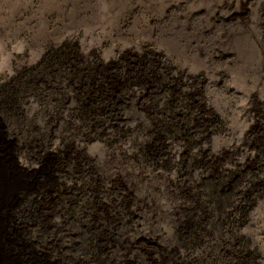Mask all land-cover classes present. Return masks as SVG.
Segmentation results:
<instances>
[{"label":"rangeland","instance_id":"374dc122","mask_svg":"<svg viewBox=\"0 0 264 264\" xmlns=\"http://www.w3.org/2000/svg\"><path fill=\"white\" fill-rule=\"evenodd\" d=\"M75 45L78 65L98 73L80 87L84 93L91 87V100L96 84L113 95L114 105L121 93L145 102L139 115L144 128L131 137L140 143L150 137L146 150L155 165H109L105 140L48 128L54 87L68 85L70 75L59 70L54 81L48 67L42 74L30 68L54 49L73 56ZM118 72L122 80L114 76ZM16 76L12 86L26 112L21 121L2 110L12 93L7 83ZM71 92L73 108L78 100ZM159 127L163 134L155 135ZM166 136L161 151L158 141ZM132 142L120 139L111 149L128 150L122 153L127 160ZM50 147L54 157L46 153ZM91 158L104 175L91 174ZM129 166L141 194L153 197L159 188L161 210L149 209L144 223L128 225L116 247L101 231L102 253L120 264H264V0H0V264H69L59 257L57 240L71 244L81 238L78 224L88 230L108 212L122 215L126 190L116 179ZM81 171L89 173L87 202L95 211L57 230L49 223L58 201L50 183L70 185ZM218 182L232 193L203 195L202 183L207 190ZM195 213L208 230L199 247H185ZM63 218L56 213L54 223L66 226Z\"/></svg>","mask_w":264,"mask_h":264},{"label":"trees","instance_id":"16d2710c","mask_svg":"<svg viewBox=\"0 0 264 264\" xmlns=\"http://www.w3.org/2000/svg\"><path fill=\"white\" fill-rule=\"evenodd\" d=\"M62 49H54L51 50L50 53L48 52L44 58H42L41 62L38 66L30 68V71L34 74H42L47 69L50 70V76L51 78H54V81L56 80V76L60 74V71H63V73H66L67 75H70L69 77H66L64 80L68 84L66 86L57 84L55 85V96L54 101L50 104V111H48L47 115V122L49 129H53L52 131H60L63 132L65 135H69L72 138H77V136H90V137H96L95 140H98V142H101V140H105V152L104 154L107 157V163L110 165V162H118V165H155V161L153 160V157L150 153L146 150V147L150 146V137L147 135H144V140L142 143L137 142L134 136L135 129L137 132H140V129H143V124L145 125V119L141 118L139 115L143 111V107L145 106V102L139 101L137 97H135L134 93L125 94L121 93V98H119V104L114 105L113 103V95H111V98L107 97L106 92L103 90V92H100L98 90V87L96 88V84H92V87H94L96 93H98L94 98L95 100H91V95L89 93L90 88L83 92L85 89H81L80 87H86V83L88 81V77L95 80L98 78L97 72H92V70L87 71L86 69H82V64H79V61L77 58H74V56H79V50L77 46L75 45V48L73 51H71L70 54L73 56H65L61 53ZM74 63V66H72ZM70 66V68H69ZM63 67V69H61ZM72 67H75L76 70L72 74ZM47 69V71H49ZM60 70V71H59ZM26 71H29L26 70ZM32 73V74H33ZM72 74V76H71ZM114 76L116 78H119V80H122L123 74L120 72L114 73ZM31 78V79H30ZM30 81L28 82L29 85H33L34 88H36L34 77H30ZM12 79L13 82L7 83V86H9L12 89V93H8L6 96V100L4 103V107L2 110L5 112L6 116L10 119L12 117H17L20 121L24 118V115H26V112L24 108L22 107V104L19 103L18 100V94L19 91H17V88H14L12 85L13 83L19 80L14 78ZM97 80V79H96ZM59 82V81H58ZM71 83V84H70ZM15 84V83H14ZM35 84V85H34ZM17 86V85H16ZM18 87V86H17ZM77 97V104H75V107L70 108L69 104L71 102V97L69 93ZM93 91V90H92ZM84 93V94H83ZM119 91L116 90V94L118 95ZM38 95V100L40 101V106L43 105V100H41V95ZM71 95V96H72ZM125 98V101L123 100ZM90 100V101H89ZM22 101V100H21ZM150 118V117H149ZM163 127V126H162ZM161 127V129H162ZM157 131V132H156ZM111 132V133H110ZM174 133L175 131L172 130L171 133ZM85 133V134H84ZM153 133V132H152ZM155 135L159 133V135L163 134V131L160 132L159 129L155 130ZM110 138H117L116 139H110ZM132 138L133 144H134V151H130L129 158L127 160L123 159L122 153L128 151H119L120 149L117 148V150L111 149L112 146L115 143H119V140L122 139L123 141L129 140ZM170 140V136H166L165 141L161 140L158 141L160 145V150H164L166 147L165 145ZM157 145V144H156ZM120 146V145H119ZM157 147V146H156ZM137 149V150H136ZM136 150V151H135ZM119 151V152H118ZM47 155H51V157H54L55 149L54 147H50L46 151ZM127 155V153H126ZM166 162V165L172 164L170 158L167 159L166 156L163 157ZM54 161V158H52ZM93 158L89 161V159L86 160V163L89 164L86 166L89 168L91 174L96 175H104L103 172L99 169V165L94 163ZM161 161V159H157L156 163H164V161ZM96 161V160H95ZM77 165H81L80 162L77 163ZM84 165V163L82 164ZM130 169H128V172L121 171V175H117V179L120 181V187L124 188L126 191L122 194V202L125 203L126 208H124L122 215L119 214H112L108 212V218L102 219L104 221L101 223V225L96 226L93 225L91 227H87L88 230H86L85 225L78 224L77 225V233L81 238L78 239V241H75L71 244H64L62 243V240H57L58 243H61V246L59 245L60 252L63 249V252L60 254V258H64L66 263L69 264H120L116 261V259L113 257H108V253L106 252V255L102 253V250H99L100 248H105L103 244H99L97 242V239L99 237L100 232L107 233V237L104 238V241L109 240L112 244V247H116L119 243L118 241L120 238L125 234L127 230H129V226L131 223H141V221H146L147 219L146 214L148 215L150 210L149 209H158L157 201L161 198L159 195L160 190L157 187H154L156 193L152 197L150 193H143L141 194L139 192L138 187L139 183L137 184L135 182V176L132 172L131 168L134 169V166H129ZM138 169V168H137ZM135 170V169H134ZM139 170H143L142 168H139ZM86 171L79 172L78 175H74L72 177V181L70 182V185H67L66 181L62 180L59 187L58 185L52 182L51 189H53L56 192V200L54 201L55 204L53 207L55 208V213H53L52 216L49 217V223L50 225L53 224V228H56L57 230H63L66 228H69L68 226H71V223L80 222L81 217H86L88 213L91 212V210L95 211V207L89 206L88 195L86 193L87 189L90 187L88 183V175ZM126 175V176H124ZM56 176V175H54ZM78 179H76V177ZM100 183H103V178L99 179ZM147 181V180H145ZM80 183V184H79ZM221 184V182H218ZM211 184L209 185L208 189H205V183H202V186H204L202 190V193L204 196H209L210 194H216V196H228L232 193V189L229 188L227 183L223 182L222 188L217 189V186L220 184ZM104 184V183H103ZM146 184V183H144ZM174 186V185H173ZM228 186V187H227ZM68 190H63L66 188ZM26 188V187H25ZM153 189V188H151ZM150 189H148L149 191ZM175 190L178 191V184H176ZM208 191V192H206ZM181 192V190H179ZM53 195L52 197H54ZM68 196L73 201H65ZM213 196V195H211ZM218 203H221V200H217ZM53 202V201H52ZM69 203L66 208V203ZM160 209V208H159ZM161 210V209H160ZM119 212V210H118ZM63 215L64 218L62 219L65 224L58 225L57 223H54V215ZM92 213V212H91ZM196 213L190 217L189 219V230H187L188 239L187 241L183 242V245H189L192 244L194 248L199 247L202 236L201 233H206V227L204 224H202L198 219L195 218ZM168 219V216L166 217ZM60 220V221H62ZM109 220V221H108ZM197 220V221H196ZM46 225V224H45ZM63 225V226H62ZM68 225V226H67ZM49 226V225H48ZM49 228V227H48ZM176 230L178 232H181V230L176 227ZM76 233V234H77ZM182 233V232H181ZM181 233L178 234V240L183 241V237L181 236ZM56 234V233H55ZM81 234V235H80ZM87 235L88 239L82 241V236ZM39 235H42L40 232ZM110 235V236H109ZM78 236V237H79ZM152 237V236H150ZM53 238V237H52ZM85 238V237H84ZM100 238V237H99ZM152 239H154L152 237ZM150 240L149 243L154 242ZM81 240V241H80ZM113 240V241H111ZM118 240V241H117ZM50 241V240H49ZM48 241V242H49ZM187 243V244H186ZM51 243H49L50 245ZM82 244L84 246L82 247ZM178 244L181 245L180 242ZM66 245V246H65ZM155 247L159 248L161 245L158 244V241L155 242ZM48 246V244H47ZM64 246V247H63ZM86 247V248H85ZM178 247V246H177ZM50 248V247H48ZM52 249L50 248V252L52 253ZM63 254V257L61 256ZM55 259V258H54ZM57 259V258H56ZM60 261V260H59Z\"/></svg>","mask_w":264,"mask_h":264},{"label":"crops","instance_id":"0c3cea01","mask_svg":"<svg viewBox=\"0 0 264 264\" xmlns=\"http://www.w3.org/2000/svg\"><path fill=\"white\" fill-rule=\"evenodd\" d=\"M4 161V160H3Z\"/></svg>","mask_w":264,"mask_h":264}]
</instances>
